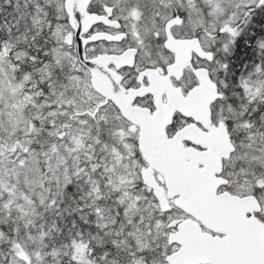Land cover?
Returning <instances> with one entry per match:
<instances>
[{
	"label": "snow or ice",
	"instance_id": "obj_1",
	"mask_svg": "<svg viewBox=\"0 0 264 264\" xmlns=\"http://www.w3.org/2000/svg\"><path fill=\"white\" fill-rule=\"evenodd\" d=\"M0 264H264V0H0Z\"/></svg>",
	"mask_w": 264,
	"mask_h": 264
}]
</instances>
